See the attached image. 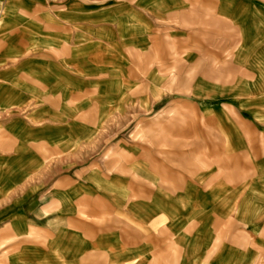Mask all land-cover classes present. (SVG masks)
I'll return each mask as SVG.
<instances>
[{"label": "crops", "instance_id": "crops-1", "mask_svg": "<svg viewBox=\"0 0 264 264\" xmlns=\"http://www.w3.org/2000/svg\"><path fill=\"white\" fill-rule=\"evenodd\" d=\"M0 264H264V0H0Z\"/></svg>", "mask_w": 264, "mask_h": 264}, {"label": "rangeland", "instance_id": "rangeland-1", "mask_svg": "<svg viewBox=\"0 0 264 264\" xmlns=\"http://www.w3.org/2000/svg\"><path fill=\"white\" fill-rule=\"evenodd\" d=\"M115 134V133H114ZM120 135V134H119ZM117 137L118 136H113L112 138H110V139H108V140H106V141H102L101 142V148L103 149V151H106V150H108V148H111V147H113V146H116V144L118 143V139H117ZM101 149V150H102ZM97 157H98V159L99 158H104V159H115L116 157H115V155L114 156H108L107 157V155H105V156H103V157H101L100 156V154H98L97 155Z\"/></svg>", "mask_w": 264, "mask_h": 264}]
</instances>
